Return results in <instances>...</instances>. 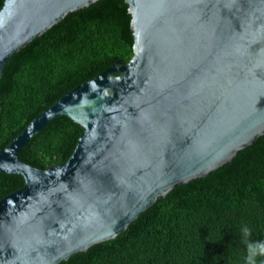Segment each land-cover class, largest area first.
<instances>
[{
	"label": "water",
	"instance_id": "1",
	"mask_svg": "<svg viewBox=\"0 0 264 264\" xmlns=\"http://www.w3.org/2000/svg\"><path fill=\"white\" fill-rule=\"evenodd\" d=\"M100 0H5L0 82L13 55ZM134 55L41 112L0 151L24 186L0 200V264H60L124 233L176 187L264 135V0H126ZM72 156L39 169L21 151L59 116Z\"/></svg>",
	"mask_w": 264,
	"mask_h": 264
},
{
	"label": "trees",
	"instance_id": "2",
	"mask_svg": "<svg viewBox=\"0 0 264 264\" xmlns=\"http://www.w3.org/2000/svg\"><path fill=\"white\" fill-rule=\"evenodd\" d=\"M5 0H0V11ZM126 0H100L70 13L15 53L0 82V151L78 85L134 55ZM84 128L59 116L21 151L39 169L65 163ZM21 175L0 173V200L21 189ZM264 240V135L229 163L176 187L111 241L60 264H243L239 227Z\"/></svg>",
	"mask_w": 264,
	"mask_h": 264
},
{
	"label": "clouds",
	"instance_id": "3",
	"mask_svg": "<svg viewBox=\"0 0 264 264\" xmlns=\"http://www.w3.org/2000/svg\"><path fill=\"white\" fill-rule=\"evenodd\" d=\"M241 243L244 245L243 264H264V240H252L247 224L239 227Z\"/></svg>",
	"mask_w": 264,
	"mask_h": 264
}]
</instances>
